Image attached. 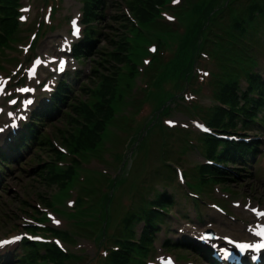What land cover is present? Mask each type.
I'll return each mask as SVG.
<instances>
[{"label":"rangeland","instance_id":"obj_1","mask_svg":"<svg viewBox=\"0 0 264 264\" xmlns=\"http://www.w3.org/2000/svg\"><path fill=\"white\" fill-rule=\"evenodd\" d=\"M97 4L0 0V81L10 76L9 87L25 76L33 58L64 54L60 48L71 42L72 17L90 19L98 42L89 52L66 54L70 76H57L52 62L46 66L47 83L60 86L64 80L70 90L59 115L41 121L37 141L0 171V238L23 234L26 243L23 249L17 243L0 248V264H156L165 254L174 255L178 264H207L186 246L169 247L165 239L198 236L201 230L195 227L204 224L218 235L246 238L251 207L264 208V131L247 132L262 151L233 181L220 172L199 175L205 146L197 140L203 135L196 136L195 124L212 125L209 113L221 112L233 85H244L252 64L258 73L264 70L262 44L253 50L235 46L237 57L229 54L231 39L245 38L254 28L250 20L264 14V0ZM24 6L30 10L22 12ZM256 33L261 41L264 31ZM73 70L81 74L73 77ZM217 90L220 100L214 102ZM15 110L10 109L14 117ZM164 189L176 194V203L158 202L168 215L157 230L143 229L134 214ZM25 235L47 241L35 245ZM115 235L131 238L128 252L122 247L124 253L111 255ZM55 237L64 250H56ZM8 252L13 255L6 258Z\"/></svg>","mask_w":264,"mask_h":264},{"label":"trees","instance_id":"obj_2","mask_svg":"<svg viewBox=\"0 0 264 264\" xmlns=\"http://www.w3.org/2000/svg\"><path fill=\"white\" fill-rule=\"evenodd\" d=\"M4 0H1V3L3 2ZM2 5V4H1ZM6 7H9V6H6ZM91 37V35H90ZM88 41V40H87ZM86 41V42H87ZM94 41L90 38V41L87 42V43H84L82 46H81V50L85 52H88L90 51V49L93 47ZM90 47V48H89ZM89 48V49H88ZM80 50V51H81ZM82 53V52H80ZM65 96V95H64ZM64 96L62 95V97H59L58 98V102L57 103H63V98ZM57 103H55V107L58 106ZM222 112V111H221ZM221 127H224V126H221ZM90 136L92 137V133L90 134ZM251 146V145H250ZM247 149H249L247 147V145L245 144H240L239 145V148L237 147V153L236 152H233L240 161H247ZM242 150V151H241ZM228 154H225L224 156L227 157ZM244 157V158H243ZM245 159V160H244ZM230 161V160H229ZM217 173V172H221L220 174L221 175H225V174H228L229 171H227L226 169H220V168H214V166L212 165H203L201 166V168H199V175L203 176L204 173H209V174H213V173ZM162 196H165V194H161ZM162 196L159 197V195L157 197H159V199L162 198ZM150 209V210H149ZM155 209L153 208V210L151 209V207H149L147 210L145 209V211H143L144 215L141 214L139 216V218L143 219V221H145V225H149V224H154L156 219H157V215H156V211H154ZM127 240V239H126ZM123 249H127V246L123 245ZM117 252H120V253H124L123 250H117ZM113 255H117L116 253L113 254Z\"/></svg>","mask_w":264,"mask_h":264},{"label":"snow or ice","instance_id":"obj_3","mask_svg":"<svg viewBox=\"0 0 264 264\" xmlns=\"http://www.w3.org/2000/svg\"><path fill=\"white\" fill-rule=\"evenodd\" d=\"M173 2L174 3H178L179 2V0H173ZM22 19H23V17H22ZM169 19H173L172 17H169ZM75 23V22H74ZM75 34H79V29L77 28L76 29V31H75ZM155 49H153V51H154ZM37 63H39V61H37ZM64 65H65V61H63V60H61L60 62H59V69L61 70V71H63V68H64ZM32 71H34V69L32 70ZM4 91V84L3 83H0V92H3ZM21 91H29L28 89H21ZM32 101H27V103H31ZM12 103H15V101H12ZM9 116H11L12 115V113H9L8 114ZM168 123H172L171 121H169ZM0 131H2V129H0ZM253 211H255V209H253ZM259 215H262V216H264V212H261V213H259ZM56 223H59V221L57 220V221H55ZM258 235H260V236H264V230H261L260 232H258L257 233ZM14 239H20V237H15ZM38 239V238H37ZM7 243H9V241H0V244H7ZM237 247L241 250V251H243L244 249H247V248H255V249H257V250H259V249H261V248H264V243H260V244H255V245H249V244H239V245H237ZM169 264H171V262L169 261Z\"/></svg>","mask_w":264,"mask_h":264},{"label":"bare ground","instance_id":"obj_4","mask_svg":"<svg viewBox=\"0 0 264 264\" xmlns=\"http://www.w3.org/2000/svg\"><path fill=\"white\" fill-rule=\"evenodd\" d=\"M260 220H262V218ZM261 222H263V221H261Z\"/></svg>","mask_w":264,"mask_h":264}]
</instances>
